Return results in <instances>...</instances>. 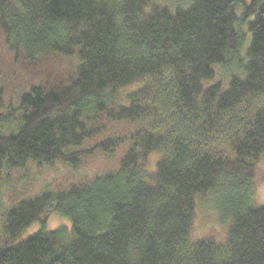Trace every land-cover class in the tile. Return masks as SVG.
I'll return each instance as SVG.
<instances>
[{"label":"trees","instance_id":"16d2710c","mask_svg":"<svg viewBox=\"0 0 264 264\" xmlns=\"http://www.w3.org/2000/svg\"><path fill=\"white\" fill-rule=\"evenodd\" d=\"M0 69V264H264V0H0Z\"/></svg>","mask_w":264,"mask_h":264},{"label":"rangeland","instance_id":"374dc122","mask_svg":"<svg viewBox=\"0 0 264 264\" xmlns=\"http://www.w3.org/2000/svg\"><path fill=\"white\" fill-rule=\"evenodd\" d=\"M105 163L106 161L102 159H96L92 161L90 165H87L82 170L77 171H74L71 167L64 163H57L54 166L43 167L42 169L31 166L29 171L24 174H20L19 176H17V179L14 178L15 181L13 188L5 190V194H3L4 203L7 206L9 205L10 201L7 199L9 197L11 198V201L22 200L31 196H35L47 187H55L60 183L68 185V183L72 182L74 178L80 179V177H85L87 175L93 176L95 173L104 169ZM262 169L263 170H261L262 172L260 176H262L263 178L260 179L255 194V203L257 205H264V164H262ZM205 216L206 222H198L197 224L196 232L199 235L204 234L205 231H208V228L211 227H216L217 229L221 228L219 224V215L217 217L216 214L210 213ZM204 217H202L201 219H204ZM65 225H68V227L71 226V222L68 218L62 217L58 214H53L48 219L46 229L48 231H52L59 229ZM41 229L42 226L39 223H35L25 231L23 238H26Z\"/></svg>","mask_w":264,"mask_h":264}]
</instances>
